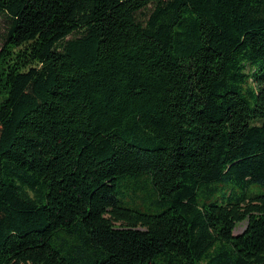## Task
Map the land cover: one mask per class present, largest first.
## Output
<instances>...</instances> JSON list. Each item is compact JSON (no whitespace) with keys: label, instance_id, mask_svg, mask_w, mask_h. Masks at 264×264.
Segmentation results:
<instances>
[{"label":"trees","instance_id":"trees-1","mask_svg":"<svg viewBox=\"0 0 264 264\" xmlns=\"http://www.w3.org/2000/svg\"><path fill=\"white\" fill-rule=\"evenodd\" d=\"M0 21V264H264V0Z\"/></svg>","mask_w":264,"mask_h":264},{"label":"rangeland","instance_id":"rangeland-1","mask_svg":"<svg viewBox=\"0 0 264 264\" xmlns=\"http://www.w3.org/2000/svg\"><path fill=\"white\" fill-rule=\"evenodd\" d=\"M2 21H0V50L2 47V41H1V35L3 33V27H2ZM245 228V223H241L239 225H237V227L234 229V234H239L243 231V229Z\"/></svg>","mask_w":264,"mask_h":264}]
</instances>
